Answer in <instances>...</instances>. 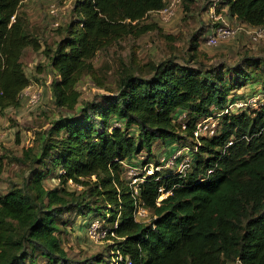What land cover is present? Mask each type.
Returning a JSON list of instances; mask_svg holds the SVG:
<instances>
[{
  "label": "trees",
  "instance_id": "obj_1",
  "mask_svg": "<svg viewBox=\"0 0 264 264\" xmlns=\"http://www.w3.org/2000/svg\"><path fill=\"white\" fill-rule=\"evenodd\" d=\"M21 2L0 0V110L20 104L29 84L22 54L29 45L40 48L25 29ZM221 3L236 24L264 27V0ZM163 6V0H76L74 17L57 27L61 39L45 52L56 73L55 108L73 110L76 85L92 73L96 52L108 39L151 29L146 16ZM239 71L241 80L264 83L263 74ZM228 80L214 69L164 61L149 78L126 74L116 91L53 121L36 157L44 169L0 193V264H39L38 255L46 264H109L100 253L67 256L57 234L68 223L65 212L99 219L114 240L110 250L125 257L119 264H264V103L256 111L227 110L216 133L194 136L199 121L226 106ZM233 96L232 103L240 100ZM185 138L188 165L141 173L135 191L124 160ZM150 153L141 164L148 165ZM55 167L60 185L48 188L43 180ZM69 181L83 189L68 190ZM137 207L150 212L147 221L136 218Z\"/></svg>",
  "mask_w": 264,
  "mask_h": 264
},
{
  "label": "rangeland",
  "instance_id": "obj_2",
  "mask_svg": "<svg viewBox=\"0 0 264 264\" xmlns=\"http://www.w3.org/2000/svg\"><path fill=\"white\" fill-rule=\"evenodd\" d=\"M75 1L22 0L19 7L29 38L40 45L39 49L29 45L24 49L21 57L29 78L28 90L37 95V98L35 101H30L28 94V99L20 97V104L17 107L0 110V193H4L11 185H20L23 180H30L39 170L44 169L43 163L40 160L37 161L36 157L53 121L60 116L78 113L83 102L99 99L101 93L108 94L116 91L120 78L126 74L149 78L153 74V66L160 62L172 60L190 67L210 68L219 71V74L224 73L226 79H229L232 88L228 92L226 106L222 111L215 110L214 116L207 118L206 131L209 128L210 130L203 131V135L217 132L220 127V117L227 110L256 111L262 107L264 83L255 81L254 78L247 79L248 81L241 80L242 76L238 78L236 71L244 69V74L252 73L253 77H257L255 76L257 74L264 76L262 65L264 37L251 39L249 33L252 32V28L236 24L235 18L228 16L221 0H181L169 20L163 21L158 13L150 12L145 21L152 23L151 29L136 36L124 34L108 39L92 59V73L84 74L76 85L80 92L79 103L71 111L57 110L53 105L50 89V82L56 73L45 52L47 48L54 47L62 37L57 27L74 17L72 5ZM220 16L224 17L230 25L239 26L244 31L236 32L232 37L221 39L216 44L210 45L205 40L206 35L211 26L219 22ZM250 60L251 64L245 62ZM239 81H243L244 84L239 85ZM233 94L238 97L237 99L242 101L246 99V102L248 99L249 102L238 107L240 106L238 103L234 104L231 101ZM176 114L177 118L184 116L181 110H178ZM177 145L180 148L176 150L174 148ZM189 147L190 144L186 139L179 143L177 141L169 144L158 142L150 150L142 149L137 155L124 160L125 177L130 184L134 185V179L142 177L141 173L144 172L171 169L170 172L174 173L183 168L184 163L187 162L192 153ZM171 148L172 155L167 154ZM147 152H151L148 165L141 164ZM175 156L178 166L173 163ZM58 173V167L47 173L43 180L44 185L48 188L60 185ZM66 188L81 191L83 186L69 181ZM164 194L162 193L160 198ZM137 209L141 208L137 207ZM137 209L135 212L137 219L147 221L150 218L148 210L142 208L144 212L141 210L139 214ZM62 219H67L68 223L65 226L60 225L57 234L69 258L82 259L100 253L110 259L109 264L114 262L115 255L110 250L114 240L108 236L100 240L91 239L88 218L65 212ZM103 221L101 220L104 225L110 226ZM37 262L46 264V260L40 255ZM226 264L237 263L227 261Z\"/></svg>",
  "mask_w": 264,
  "mask_h": 264
},
{
  "label": "built area",
  "instance_id": "obj_3",
  "mask_svg": "<svg viewBox=\"0 0 264 264\" xmlns=\"http://www.w3.org/2000/svg\"><path fill=\"white\" fill-rule=\"evenodd\" d=\"M163 1H164V6L161 9L154 10L153 12L158 13L160 16V19H162L163 21H167L171 18L175 7L181 3V0H163ZM218 21L219 22H217V24H214L211 26L209 33L206 35L205 40L210 45L216 44L221 39H226V38L232 37L236 32L244 31V30H241L243 28H241L239 26H234L233 24L230 25L224 17L220 16V19H218ZM251 31L252 32H250L249 35L253 40L258 39L259 37H264V36H261V35H264V27L254 28V29L252 28ZM28 94L30 95V101H35V99L37 98V95H35L34 93H30V91L28 90V86H26L21 91L20 97L23 96V97H26L28 99ZM247 102H249L248 99H247ZM247 102L245 100H243V101L238 100V101H235L234 104L238 103V105H240L238 107H241L244 104H246ZM206 120H207V118L202 119L201 121H199L196 124L195 130H194V136L196 138L200 134H203V131L208 132L210 130V128H209V130L206 131V129H207V125L205 123ZM176 161H177V157L175 156L173 163L175 164V166H178L179 165L178 161L177 162ZM187 165H188V160H187V162L184 163V165H183L184 167L179 169L178 171L183 170ZM135 179L133 181V182H135V184L134 185L131 184V185L133 186L134 190L137 191V184H138V182L143 180V177H138V179H136V180ZM137 180H138V182H136ZM141 210H142V208L137 209V212L140 214ZM142 212H144V211L142 210ZM88 229H89L90 238L93 240H100L107 235L106 228L103 227V225L97 220L90 222ZM111 234H113V233H111ZM124 259H125V257L123 256V254L117 250L114 262L112 264H119L120 261H122ZM127 264H130V262L127 261Z\"/></svg>",
  "mask_w": 264,
  "mask_h": 264
}]
</instances>
